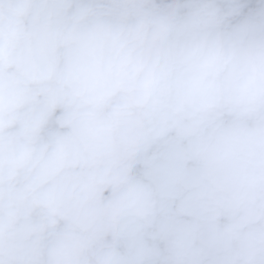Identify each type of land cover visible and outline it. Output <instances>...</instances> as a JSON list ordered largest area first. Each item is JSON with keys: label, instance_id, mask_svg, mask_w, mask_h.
<instances>
[{"label": "clouds", "instance_id": "clouds-1", "mask_svg": "<svg viewBox=\"0 0 264 264\" xmlns=\"http://www.w3.org/2000/svg\"><path fill=\"white\" fill-rule=\"evenodd\" d=\"M0 264H264V0H0Z\"/></svg>", "mask_w": 264, "mask_h": 264}]
</instances>
